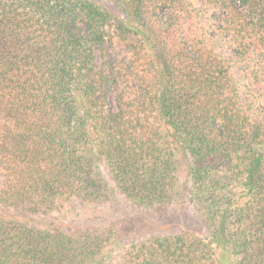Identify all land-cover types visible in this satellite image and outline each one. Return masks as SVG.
<instances>
[{
  "label": "trees",
  "instance_id": "obj_1",
  "mask_svg": "<svg viewBox=\"0 0 264 264\" xmlns=\"http://www.w3.org/2000/svg\"><path fill=\"white\" fill-rule=\"evenodd\" d=\"M0 264H264V0H0Z\"/></svg>",
  "mask_w": 264,
  "mask_h": 264
},
{
  "label": "rangeland",
  "instance_id": "obj_2",
  "mask_svg": "<svg viewBox=\"0 0 264 264\" xmlns=\"http://www.w3.org/2000/svg\"><path fill=\"white\" fill-rule=\"evenodd\" d=\"M119 212L121 216L137 219L141 228L149 230L154 227L153 229L156 232L159 230L168 233L177 232L179 231L177 226L179 223L186 225L190 230L204 231L202 222L190 212L188 207L176 208L173 205H168L163 210H160L156 208L131 207L128 204L120 209Z\"/></svg>",
  "mask_w": 264,
  "mask_h": 264
}]
</instances>
